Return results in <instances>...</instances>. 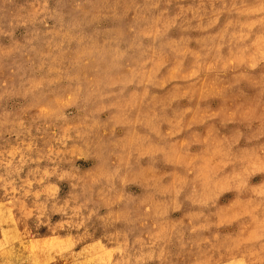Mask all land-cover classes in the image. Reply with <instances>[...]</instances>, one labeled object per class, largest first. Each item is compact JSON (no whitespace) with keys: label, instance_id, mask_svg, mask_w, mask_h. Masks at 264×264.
<instances>
[{"label":"rangeland","instance_id":"1","mask_svg":"<svg viewBox=\"0 0 264 264\" xmlns=\"http://www.w3.org/2000/svg\"><path fill=\"white\" fill-rule=\"evenodd\" d=\"M0 264H264V0H0Z\"/></svg>","mask_w":264,"mask_h":264}]
</instances>
